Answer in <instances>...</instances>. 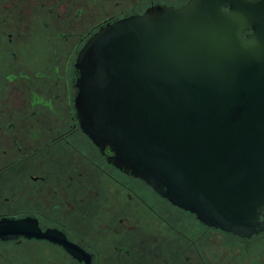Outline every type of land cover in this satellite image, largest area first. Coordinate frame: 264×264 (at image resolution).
<instances>
[{
    "label": "water",
    "instance_id": "water-1",
    "mask_svg": "<svg viewBox=\"0 0 264 264\" xmlns=\"http://www.w3.org/2000/svg\"><path fill=\"white\" fill-rule=\"evenodd\" d=\"M73 67L78 124L108 164L208 227L264 232V0L150 5L101 25ZM52 237L0 217L1 241Z\"/></svg>",
    "mask_w": 264,
    "mask_h": 264
},
{
    "label": "flooded vegetation",
    "instance_id": "flooded-vegetation-1",
    "mask_svg": "<svg viewBox=\"0 0 264 264\" xmlns=\"http://www.w3.org/2000/svg\"><path fill=\"white\" fill-rule=\"evenodd\" d=\"M156 3L175 5L0 0V217L32 216L42 231H53V240H0V264H212L214 236L224 243L238 238L108 164L78 124L79 49L101 25ZM103 177L130 192L107 194ZM145 210L164 227L135 224L133 216Z\"/></svg>",
    "mask_w": 264,
    "mask_h": 264
},
{
    "label": "rangeland",
    "instance_id": "rangeland-1",
    "mask_svg": "<svg viewBox=\"0 0 264 264\" xmlns=\"http://www.w3.org/2000/svg\"><path fill=\"white\" fill-rule=\"evenodd\" d=\"M170 1H179L176 2L178 4L184 3L186 0ZM118 180L123 181L121 177H118ZM102 186L107 194H110V192L113 194H125L126 192H130L129 189H124L106 177L102 178ZM118 197L120 196L118 195ZM136 219L139 220V223L135 224L140 225L143 228L164 227L162 223L159 224L158 221H155L156 219L152 212L149 213L146 211L145 214H140V216H133V220ZM213 240L214 243L210 249L212 252V255H210V261L212 264H264V234L254 236L248 240H240L238 238L230 237L228 243L222 242L226 240L217 238L216 236H214Z\"/></svg>",
    "mask_w": 264,
    "mask_h": 264
},
{
    "label": "trees",
    "instance_id": "trees-1",
    "mask_svg": "<svg viewBox=\"0 0 264 264\" xmlns=\"http://www.w3.org/2000/svg\"><path fill=\"white\" fill-rule=\"evenodd\" d=\"M176 2H179V1H176ZM176 2H175V5H180V4H182V3H178V4H177Z\"/></svg>",
    "mask_w": 264,
    "mask_h": 264
}]
</instances>
